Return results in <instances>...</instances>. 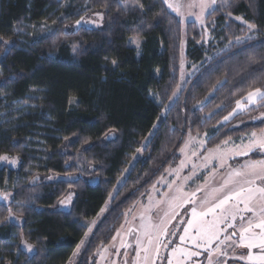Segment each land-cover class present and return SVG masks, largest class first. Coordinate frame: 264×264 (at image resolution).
Instances as JSON below:
<instances>
[{"label":"trees","instance_id":"obj_1","mask_svg":"<svg viewBox=\"0 0 264 264\" xmlns=\"http://www.w3.org/2000/svg\"><path fill=\"white\" fill-rule=\"evenodd\" d=\"M228 1L226 12L206 17L207 48L199 25L183 26L164 0H139L143 8L128 12L119 0H0V156L20 165L0 168V192L11 193L9 205L0 202V221L10 209L22 223L1 224L0 264H95L126 212L179 164L188 135L214 132L207 146L215 148L264 129V119L234 126L246 119L241 114L215 129L237 100L264 88V0ZM95 11L106 12L104 27L69 30ZM236 18L256 25L255 39L236 43L248 34ZM184 41L187 60L203 66L160 119L180 81ZM71 192V210H59Z\"/></svg>","mask_w":264,"mask_h":264},{"label":"snow or ice","instance_id":"obj_2","mask_svg":"<svg viewBox=\"0 0 264 264\" xmlns=\"http://www.w3.org/2000/svg\"><path fill=\"white\" fill-rule=\"evenodd\" d=\"M164 3L180 16L184 15L182 9L190 10L198 7L200 15H197L196 18L203 23L204 12L211 5H214L216 0H189L188 3H184V0H175L174 3L164 0ZM224 4L227 6L228 0H224ZM139 6L143 8V4ZM189 14L192 15L193 13L189 12ZM80 23V20L76 21L77 25ZM245 23L249 31L256 28L254 24ZM251 38L249 37V39ZM240 39L242 38L236 37L237 41ZM0 40H3V37H0ZM111 63L116 65L117 61L112 60ZM236 104L239 110H243L247 105L258 104L264 107V88L256 87L248 91L242 100L236 101ZM234 114L235 110L225 116L224 120H228ZM222 143L227 145L228 141L225 140ZM253 150L264 151V130H261L259 134L252 132L250 143L244 150H238L234 155H248ZM137 151L140 150L137 149ZM180 151L183 152L184 149L181 148ZM228 156L229 152L217 144L215 148L209 149V155L205 157L206 161H218L221 168L227 165L231 169L226 176L221 177L218 186L211 187L209 191H206L208 185L205 181V187L198 186L190 194L173 195L167 201L163 199L158 201V205L166 203L169 210L165 211L155 224L152 223L151 218L144 222V218L141 217L139 236L136 238L139 249L134 250L133 264H165V262L166 264H189V262L191 264H203V261L199 260L201 255L205 257L207 264H227L224 257L228 254L221 245L228 242H230L228 243L229 247L235 245L244 250L241 255L234 257L235 259L245 260L247 264H264V159L250 161L239 168H233L227 163ZM0 160L7 161L8 157L0 156ZM15 162V160L11 161V163ZM181 166H183V162H181ZM191 178L190 176L185 179ZM209 178H215L213 172L209 173ZM177 192L180 193L181 190L177 189ZM198 192H205V196L200 199L198 206L190 209V218L184 221L186 227L182 229L183 234L178 237L181 244L187 243L190 239L194 247L191 249L179 245L172 247L170 250L171 258L166 256L165 262H161V249L168 251L162 237L174 236V233L169 232L168 221L176 214V208L183 204H196L194 197L197 196ZM165 195L167 196V193ZM8 198V195H0V199L5 201ZM241 205H243L242 208ZM103 211L104 209H101V212ZM242 213H249L250 215L246 217ZM13 216L14 214L9 209L8 217L4 221H0V224L7 222ZM15 219L19 220V216H15ZM237 220H239L238 226ZM226 228H232L233 231L225 235L224 240L221 241V234L226 232ZM118 236H120L119 231H117L116 236L112 237V240H116ZM234 236L238 239L233 240L232 237ZM141 237L146 238V240L142 241ZM22 243L26 242L22 240ZM80 243L83 244L84 241L82 240ZM213 245L216 246L213 247ZM121 246L125 245L122 243ZM127 246L131 247V245ZM27 247L28 251L32 250L31 245ZM201 249L203 252L200 251Z\"/></svg>","mask_w":264,"mask_h":264},{"label":"rangeland","instance_id":"obj_3","mask_svg":"<svg viewBox=\"0 0 264 264\" xmlns=\"http://www.w3.org/2000/svg\"><path fill=\"white\" fill-rule=\"evenodd\" d=\"M123 9L125 11H130L133 9H140V2L138 3V0H119ZM169 2L174 3L175 0H169ZM189 0H184V3H188ZM229 4V1H228ZM70 2L66 1L65 6H69ZM167 6V5H166ZM173 14H176L179 20H181L183 26H186L187 23L194 22L201 28L202 31H204V38L203 42L204 45L208 48L211 43H213V36L207 30L206 27V17L209 15L210 12L218 10V11H225L228 9L227 6L224 4V0H216V3L214 5H211L203 14V23L200 22L196 17L197 15H200V9L193 8V9H182L184 12L183 16L178 15L176 12H174L171 8H168ZM189 12H192L193 14L190 15ZM106 19V12L105 11H95L94 13H89L82 17L80 20L81 23L79 25L74 24L69 29L70 31H76L81 27H88V28H102L104 27ZM236 20L242 24L245 25L247 28V24L245 21H243L240 18H236ZM40 30L45 31L46 33H49L51 31V26L49 24H42L39 27ZM248 29V28H247ZM249 37H252L251 39L256 38V28L249 31L248 34L239 41L236 40V43L241 44L245 43L249 39ZM129 44L135 47L138 51V56L140 55L141 50V39L134 37L129 40ZM138 42V43H137ZM186 44L184 41V48L182 52V59L179 63L180 66V73H179V84L176 88V91L174 92L175 95L171 97V100L167 103V105L162 106V115L160 119H164L167 115V111L170 107L174 105V102L178 99V96L180 92L183 90L187 82L194 76L196 73L200 71V69L203 66V63L194 64L187 60L186 58ZM231 47V43L226 45L225 49H217L214 50L211 54V56H208L205 60V63L211 61V59L215 56H218L222 54V51L228 50ZM156 99V98H155ZM175 100V101H174ZM157 101V100H156ZM158 104L161 105L159 101H157ZM76 100L71 101V105L75 106ZM243 103V101H242ZM259 105H247L243 110H239L236 107L234 108L235 114L232 115L228 120L221 121L220 124H218L216 128H219L220 126H224L225 124L229 123L232 119L236 118L237 115H246V119L242 122L235 124L234 126L242 125L244 123L248 122H257L261 119H264V111H259L258 114H251L253 110L259 109ZM158 122L156 123V127ZM264 130V129H263ZM261 132V131H260ZM260 132H257L258 134ZM214 132L207 133V135H188L185 139L182 148L184 151H180V158L181 161L179 164L175 167H170L167 169V171L162 175L158 180L157 183L152 186L147 193V196H144L140 200L137 201L134 207L128 210L125 214V220L122 226L118 229L120 232V236L116 238V240H111L110 244L104 245V247L100 248L96 252V263L95 264H133L134 261V250H138L139 246L136 244V238L139 236V228L142 223L141 217L144 218V222H147L149 218H151L152 223H157L160 218L163 216V213L165 211H168V205L166 203L164 204H157L160 200L167 201L170 197L173 195H183V193L190 194L192 191L197 189V187H205V181H207L208 187L206 188V191H209L211 187L218 186V182H220L222 176H226L227 173L231 170L227 165L223 168L220 167V164L216 160L206 161L205 157L209 155V148L207 146L208 140L211 138L212 134ZM251 134V133H250ZM250 134L247 136H244L242 138L235 139H229L228 144L224 145L223 143L220 144L222 149H226L229 152L227 163L230 164L233 168H239L243 164L255 161L254 159H246L249 157V154L255 153V155H264V151L260 150H253L249 152L248 155H234V153L238 150L242 151L246 148V146L250 143ZM114 136V134H111L108 138L111 139ZM149 139L145 141L147 143ZM144 143V144H145ZM143 149H140L138 151V154H141ZM195 153V154H193ZM261 155V156H263ZM8 160H0V168L2 167H9L13 170H18L19 165V159L17 157H11L7 156ZM15 160V163H11V161ZM181 162H183V166H181ZM132 164L129 165L128 169L124 173V177L129 173L128 171L132 168ZM213 172L214 179L209 178V173ZM195 173V175H193ZM192 177L191 179H185L186 177ZM66 179L65 177H59L56 179ZM124 179V178H123ZM120 180L115 190L119 189L123 181ZM97 182L96 179L93 180V183ZM177 189H180L181 192L178 193ZM111 194L110 198L106 202V204L102 207L104 209L103 212H101L96 219L91 221L88 225V232L86 235V239L92 235L94 232L95 227L99 222L102 220L101 218L105 214L109 206L111 205L113 198H114V192ZM167 193V196L165 195ZM0 195H8V200L5 201L3 199H0V202H3L7 205L11 202V193L7 192H0ZM205 196V192H198L197 196L194 197L196 200V204H183L180 207L175 209V215L171 220L168 221V229L169 232L174 233V236H169L167 238H163L165 245L167 246L168 251H165L163 248L161 249L160 253V260L161 262H165V257H170V250L172 247L175 246H181L186 248H193L194 246L191 243V240L189 239L187 243L181 244L178 237L183 234L182 229L186 227V224L184 221H187L190 218V209L192 207H196L200 203V199ZM74 194L71 192L67 194L65 199L63 200V203L61 202L58 205V209L68 212L71 210V206L75 200ZM243 205H241V208ZM246 217L250 215L249 213H242ZM9 222L16 223V224H22L20 220L15 219V217H12L9 219ZM239 225V220H237V226ZM1 226V224H0ZM226 227V226H225ZM233 231L232 228H226V232L221 234V241L224 240L225 235L228 233H231ZM117 233V232H116ZM115 233V236H116ZM142 241L146 240V238L141 237ZM233 240H237L238 237H232ZM170 241V243H169ZM124 244L125 246H121V244ZM220 243L219 241L217 242ZM230 243V242H228ZM228 243L222 244L221 247H223L224 251L228 254L226 257H224L225 260H227V264H232L234 262H240L247 264V261L245 260H237L234 257L239 256L243 253V249L233 245L232 247L228 246ZM127 245H131V247H128ZM23 246L28 249V244L23 243ZM216 245H213L215 247ZM81 248V246L79 247ZM79 251V249H78ZM200 251L203 252V249ZM33 252V250H31ZM141 255H143L141 253ZM200 261H203V264H207V261L205 260V257L201 255L199 257ZM166 264V262H165ZM191 264V262H189Z\"/></svg>","mask_w":264,"mask_h":264},{"label":"crops","instance_id":"obj_4","mask_svg":"<svg viewBox=\"0 0 264 264\" xmlns=\"http://www.w3.org/2000/svg\"><path fill=\"white\" fill-rule=\"evenodd\" d=\"M261 155H263V154H261ZM261 155H260V156H261ZM261 159H264V155L262 156V158H261ZM261 159H258V160H261ZM253 251H255V250H253Z\"/></svg>","mask_w":264,"mask_h":264}]
</instances>
